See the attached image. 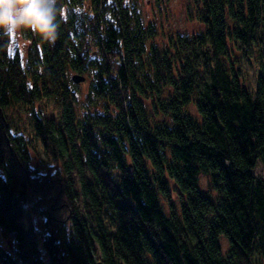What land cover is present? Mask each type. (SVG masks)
<instances>
[{
    "label": "trees",
    "instance_id": "trees-1",
    "mask_svg": "<svg viewBox=\"0 0 264 264\" xmlns=\"http://www.w3.org/2000/svg\"><path fill=\"white\" fill-rule=\"evenodd\" d=\"M197 1L202 28L165 44L134 0H57L56 40L20 30L24 56L0 34V231L21 264L41 247L50 264H264V69L251 89L232 59L264 43V0ZM71 72L90 77L81 112Z\"/></svg>",
    "mask_w": 264,
    "mask_h": 264
},
{
    "label": "rangeland",
    "instance_id": "rangeland-1",
    "mask_svg": "<svg viewBox=\"0 0 264 264\" xmlns=\"http://www.w3.org/2000/svg\"><path fill=\"white\" fill-rule=\"evenodd\" d=\"M135 6L140 17L146 23H152L157 30V34L154 38L156 43L165 44V40L170 33L185 32L193 33L197 29H201L202 26L197 19L198 13V1L197 0H134ZM85 5L88 4V0ZM11 47L18 49L23 56L27 53L28 42L21 36L20 30L12 34ZM263 49V50H262ZM264 55V43L262 46L249 48L245 51L236 48L234 45V56L232 59L235 61V66H238L239 76L242 79L245 86L253 89L255 80L260 71L264 69V66L260 64V61ZM261 57V58H260ZM263 63V62H262ZM72 72L70 73V77ZM85 79L77 82L74 89L77 90L78 98V109L87 105L86 94L88 92V86L90 77L83 74ZM147 107L150 108L149 102ZM51 102L49 103V105ZM94 107H91L93 109ZM15 120H18L17 127L20 131L26 134V131L30 128V113L29 109L24 106L14 108ZM187 110L195 114V108L192 104L188 105ZM158 117V116H157ZM29 136V135H28ZM43 156L41 155V158ZM30 163L33 165L36 171L45 172L44 164L42 163L39 155L33 154ZM256 176L260 177L264 181V165L258 161L253 168ZM199 184L204 193L213 196L214 192L209 187V180L206 174H200ZM172 200L178 204L177 193L175 190L172 191ZM165 210L169 211V204L165 199H161ZM34 225L38 231L40 237V243L43 241L45 236L48 234V227L45 219L35 214L33 216ZM221 248L226 251L229 247V243L226 237L221 236L220 238ZM42 245V244H40ZM5 252V253H3ZM42 254L44 257L45 264H50L48 257L45 255L46 250L41 247ZM2 252V253H1ZM8 255H6L7 253ZM7 256L14 257L12 252V233L0 231V264H10ZM15 258V257H14ZM17 262L18 259L15 258ZM21 264V262H19Z\"/></svg>",
    "mask_w": 264,
    "mask_h": 264
},
{
    "label": "clouds",
    "instance_id": "clouds-1",
    "mask_svg": "<svg viewBox=\"0 0 264 264\" xmlns=\"http://www.w3.org/2000/svg\"><path fill=\"white\" fill-rule=\"evenodd\" d=\"M57 0H0V34L31 31L54 42L58 25Z\"/></svg>",
    "mask_w": 264,
    "mask_h": 264
},
{
    "label": "water",
    "instance_id": "water-1",
    "mask_svg": "<svg viewBox=\"0 0 264 264\" xmlns=\"http://www.w3.org/2000/svg\"><path fill=\"white\" fill-rule=\"evenodd\" d=\"M84 78H85L84 75L79 74V73H74V74H72V76H71V79H72L75 83L84 80ZM94 264H104V263H103L101 260H96V261L94 262Z\"/></svg>",
    "mask_w": 264,
    "mask_h": 264
}]
</instances>
